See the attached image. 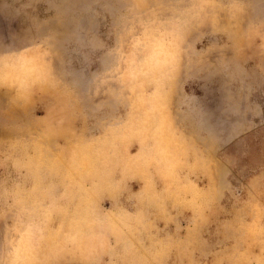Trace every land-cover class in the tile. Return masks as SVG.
<instances>
[{
	"label": "rangeland",
	"instance_id": "1",
	"mask_svg": "<svg viewBox=\"0 0 264 264\" xmlns=\"http://www.w3.org/2000/svg\"><path fill=\"white\" fill-rule=\"evenodd\" d=\"M0 264H264V0H0Z\"/></svg>",
	"mask_w": 264,
	"mask_h": 264
}]
</instances>
